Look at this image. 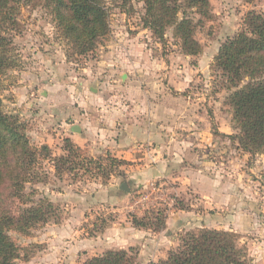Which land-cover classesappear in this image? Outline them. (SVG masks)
I'll use <instances>...</instances> for the list:
<instances>
[{"label": "rangeland", "instance_id": "1", "mask_svg": "<svg viewBox=\"0 0 264 264\" xmlns=\"http://www.w3.org/2000/svg\"><path fill=\"white\" fill-rule=\"evenodd\" d=\"M107 1L110 7V31L98 38L94 47L87 52L74 48L59 29L51 8L44 0H23L18 5L19 12L13 17L17 25L13 28L9 25L3 33L10 40V57L14 62L6 72L0 73L2 109L5 113L18 116L27 127L31 143L40 146L44 143L35 134L45 129V123L48 124V132L58 133L56 121L41 117L38 103H35V100H39L41 104H47L44 90L69 92L72 84L80 86L90 73L96 76L97 72L107 74L110 84V79L123 70L114 64L123 56L156 57L174 65L190 63L191 67L189 64L186 67L193 80L190 88H185L182 93L192 91L195 98L192 104L202 105L210 132H214L216 127L222 128V134L215 131L218 145L216 148L209 147L211 151L208 155L213 164L219 161L216 166L219 165L224 175L222 183L227 172H237L239 184L244 186H240L239 209L247 210L253 220L248 224H239L235 231L241 234L240 244L248 251L245 264H264V151L252 155L232 139L231 135L238 131L235 129L233 109L228 104L233 88H228L214 64L220 45L243 28L246 14L250 10L264 13V0H210L214 17L196 32V38L202 44L199 55L182 52L173 27L167 29L164 42L151 29L144 27L142 17L145 8L142 1L131 0L126 8L122 7L123 1ZM105 65L109 68L101 69ZM165 67L159 66L158 73L166 71ZM56 83L58 87L54 86ZM63 144L64 140L61 145L58 141L54 143V153H62L60 147ZM102 154L105 153L97 156ZM138 166L141 167L140 163L135 162L130 167L129 162L113 168L109 180L92 177L74 179L68 174L58 178L54 170L48 169L50 175L47 183H27L28 192L38 190L36 198L47 196L53 200L62 218L59 222L38 224L29 233L8 231L18 247L16 263L85 264L89 258L109 249L129 250L133 247L136 255L134 264H149L166 258L178 246L180 235L186 231L210 225L213 221L212 224H222L213 216L223 215L226 210L207 208L204 213L206 202L200 194H176L170 190V183L163 186L162 204L152 207L155 203L153 199L150 198L148 202L143 198L156 188V181L159 184V180L165 178L144 179L139 187L140 179L132 176V173L126 174V170ZM209 176L213 177L212 174ZM124 182L129 190L134 189L136 199L125 197L126 190L122 188ZM207 182L203 187L208 188ZM110 187H115V191ZM174 208L186 209L187 217L183 225H178L177 218L170 211ZM158 209L165 210L169 216V224L164 229L155 231V226L140 228L133 224V215L140 218L147 216L146 219L150 220L153 215L151 210ZM130 223L136 230L131 228ZM209 228L232 227L211 225Z\"/></svg>", "mask_w": 264, "mask_h": 264}, {"label": "trees", "instance_id": "2", "mask_svg": "<svg viewBox=\"0 0 264 264\" xmlns=\"http://www.w3.org/2000/svg\"><path fill=\"white\" fill-rule=\"evenodd\" d=\"M30 1V0H25ZM51 8L62 33L80 52L91 50L98 38L110 31V7L107 0H44ZM117 1V0H114ZM123 1V8L131 0ZM144 3V27L165 41L168 28H174L182 52L199 55L202 44L196 38L214 14L210 0H140ZM23 0H0V73L14 62L10 57V40L3 33L17 24L13 17ZM214 64L233 88L228 104L233 109L235 129L232 139L252 155L264 151V13L250 10L243 28L220 45ZM110 152L91 154L87 148L66 137L62 153L51 146L31 143L27 127L16 115L5 113L0 105V264H17L18 247L8 231L29 233L38 224L59 222L58 205L47 196L36 198L37 189L26 190V184L47 183L49 170L58 178L66 174L74 179L84 177L110 179L113 168L128 164ZM151 219L133 215V224L160 231L166 227L167 212L151 210ZM236 231L197 227L179 237V244L166 258L149 264H245L247 248L240 244ZM133 247L109 249L89 258L85 264H134Z\"/></svg>", "mask_w": 264, "mask_h": 264}, {"label": "crops", "instance_id": "3", "mask_svg": "<svg viewBox=\"0 0 264 264\" xmlns=\"http://www.w3.org/2000/svg\"><path fill=\"white\" fill-rule=\"evenodd\" d=\"M114 64L123 70L110 79V84L107 74L97 72L96 76L90 73L80 86L72 84L69 92L44 90L47 104L43 105L39 100L35 103H38L41 117L56 121L58 133L48 132L45 123V129L36 131L35 136L51 147L57 141L61 145L64 138L69 137L92 154L110 152L130 162V167L138 162L142 168L126 170V174L132 173L139 178V187L144 179L165 178L159 180V184L156 181V188L143 198L148 202L152 198L155 202L152 207L162 204L163 186L170 183V190L176 194H200L206 202L204 213L207 208L226 210L223 215L213 216L222 224H212L213 221L200 227L223 225L232 227L223 229L235 231L239 224L253 220L247 210L239 209L240 186H244L239 184L237 172H227L222 183L224 175L219 165L216 166L219 161L213 164L208 155L211 151L208 148L218 145L215 131L222 134V128L216 127L210 132L202 105L192 104L195 99L192 91L182 93L185 88H190L193 80L186 67L188 64L191 67L190 63L174 65L156 57L123 56ZM159 66H166V71L158 73ZM54 86L58 87V83ZM205 181L208 188L203 187ZM109 189L115 191V187ZM125 194L126 198L136 199L134 189L126 190ZM185 210H170L178 225L184 224ZM168 219L169 216L166 226Z\"/></svg>", "mask_w": 264, "mask_h": 264}, {"label": "water", "instance_id": "4", "mask_svg": "<svg viewBox=\"0 0 264 264\" xmlns=\"http://www.w3.org/2000/svg\"><path fill=\"white\" fill-rule=\"evenodd\" d=\"M122 188L125 189V190H129V187H128V185H127L126 182H124V183L122 184Z\"/></svg>", "mask_w": 264, "mask_h": 264}]
</instances>
